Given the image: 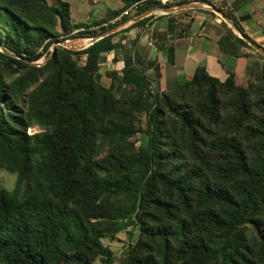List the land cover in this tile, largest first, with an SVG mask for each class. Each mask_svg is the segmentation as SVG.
I'll use <instances>...</instances> for the list:
<instances>
[{"label":"trees","instance_id":"trees-1","mask_svg":"<svg viewBox=\"0 0 264 264\" xmlns=\"http://www.w3.org/2000/svg\"><path fill=\"white\" fill-rule=\"evenodd\" d=\"M120 2L112 19L136 4L138 15L169 8ZM70 20L66 3L0 0V46L10 53L0 52V170L18 177L13 192L0 190V264H114L103 240L127 230L135 240L121 264H264V57L246 86L232 71L220 81L198 67L162 92L147 75L158 78V66L132 52L119 81L113 71L101 84L117 33L29 64L77 29L74 38L87 37ZM219 46L234 57L250 49L230 29ZM116 83L130 94L116 95ZM33 126L40 131L27 134Z\"/></svg>","mask_w":264,"mask_h":264},{"label":"crops","instance_id":"crops-1","mask_svg":"<svg viewBox=\"0 0 264 264\" xmlns=\"http://www.w3.org/2000/svg\"><path fill=\"white\" fill-rule=\"evenodd\" d=\"M97 2L94 1L93 4ZM180 2L181 0H169L164 3L163 0L160 3L169 5V8L153 7L144 13L136 14L138 17L151 12L147 16L151 19L143 27H133L125 32L126 39L121 40V44H125L133 34H137V44L140 45V51L136 53L138 59L146 68L149 62H154L159 68L158 78L153 68L147 69V75L154 81L157 91L173 89L189 81L198 67H204L211 77L220 81H225L228 71H232L236 84L246 86L249 80L254 79V68L257 69L260 66L257 63L262 62L259 58L262 55L250 47V49L239 50L246 56H229L221 50L219 40L225 37L226 30L230 29L240 39L242 32L247 39L264 50V0H227L229 9L222 11L221 14L227 17L238 31L241 30L239 33L235 32L219 13L203 10L190 2L179 5ZM189 5L195 8L190 9L187 7ZM160 9L174 11L164 13ZM211 14L215 17L213 18ZM133 15L134 11H130L129 15L125 16L127 21L136 18ZM121 17L112 19L109 23L112 24ZM133 24L127 25L123 30L130 28ZM145 32L147 35L142 34ZM230 43L232 41L228 40L226 45ZM106 56L107 68L119 71L117 75L121 76L122 59L114 63V58L118 57L115 53L104 54L102 57L106 58ZM249 67L251 76L247 73Z\"/></svg>","mask_w":264,"mask_h":264},{"label":"rangeland","instance_id":"rangeland-1","mask_svg":"<svg viewBox=\"0 0 264 264\" xmlns=\"http://www.w3.org/2000/svg\"><path fill=\"white\" fill-rule=\"evenodd\" d=\"M94 1H98V2L93 4ZM47 2L51 6H58L60 2L68 4V8L70 11L71 25H76L77 27L82 28L83 31L82 30L81 31L86 33V36H87L86 38H80V37L74 38L73 36L79 32L77 29L71 34V36L70 35L67 36V39L65 41L74 42V43L78 42L77 43L78 45L75 46V49H76L75 51H79L81 47H88V43H89L88 40L89 38H91V36L88 33L97 32L99 33L98 35H100V34H103L102 32L103 29L112 30L113 28L119 27V25L127 21V17H125L126 19L125 21L117 20V21H114L112 24L109 23L112 19V15H111L112 12L120 11V9L122 8V4L120 0H47ZM133 11H134L133 17H136L137 16L136 14L139 13V7L137 6L133 8ZM211 15L213 18L215 17L213 14ZM98 21L99 22L103 21L104 24L99 26L98 28H95V24ZM57 29H58V33H60V35H63L60 25H58ZM116 29H117L116 31L117 35L115 37V41L121 43V40L126 39V36L124 35L125 32L122 28H116ZM142 34L147 35V32L142 33ZM136 35L137 34H133L132 38L127 40L125 44H120L121 48L116 51L117 56H118L117 60H119L120 58L123 59V54H125L126 52H132L133 54L139 53L140 45L137 44L138 42L136 40V37H137ZM139 35H141V33ZM83 40H87L88 42H86L87 43L86 45L84 44L82 46L81 41ZM63 41L64 40L62 38H59L57 42H63ZM54 44L50 47L46 55V58H43L36 63H32L31 65L45 64V62L47 61V58H49L50 55L53 53ZM0 52H2L1 48H0ZM84 60H85V57L81 56L79 58V63L83 64ZM101 62L102 63L99 68L98 77H99L101 84L108 87L111 84V79L108 77V73L113 72V71L116 72V70L114 69L110 70L109 68H107L105 64L107 62V56L106 58H103ZM257 64H259L260 66L257 69L254 68L255 78L260 76V67L262 66V62L257 63ZM116 73L119 74V71ZM117 74H116V80L119 81L121 76ZM152 88L154 91L157 92L156 86L154 84ZM130 92H131V89L129 87L116 83V87H115L116 95L118 96L128 95L130 94ZM19 102L25 103L24 98L21 97ZM39 131L40 129L38 127L33 126V127L28 128L26 133L33 134ZM133 140L138 141V136L133 138ZM17 186H18V177L16 174L9 173L5 170H0V190L4 189L8 192H13ZM129 231L130 230H127L125 232L118 234L112 240H109V239L103 240V244L107 246L115 254L116 261L114 264H121V260L123 259L124 251L127 248V245L131 244L135 240V239L133 240L129 239L128 237ZM94 264H103V263L101 260H97Z\"/></svg>","mask_w":264,"mask_h":264},{"label":"water","instance_id":"water-1","mask_svg":"<svg viewBox=\"0 0 264 264\" xmlns=\"http://www.w3.org/2000/svg\"><path fill=\"white\" fill-rule=\"evenodd\" d=\"M188 8H190V9H194L195 7L193 6V5H189V6H187ZM187 7H184V8H186L187 9ZM160 11L161 12H164V13H170V12H173L174 10L173 9H169V10H165V9H160ZM216 13H219V15L231 26V28L235 31V32H237V33H239V31H238V29H237V27L227 18V17H225L224 15H222L220 12H216ZM151 14V12H148V13H145L144 15H140V16H138V17H136V18H134V19H130L129 21H127V22H125V23H123V24H121V25H119V27H115V28H113L112 30H108V31H106L105 33H103V34H100V35H97V36H94V37H91V38H89V43H88V47L89 46H91L92 44H94L95 42H97V41H99V40H101V39H103V38H105V37H107V36H109V35H112V34H114V33H116V31H117V29L116 28H122V29H124L127 25H129V24H133V23H135V22H137V21H139L140 19H143V18H145V17H147V16H149ZM241 36V39L243 40V41H245L248 45H249V47H251L253 50H255L258 54H260V55H262L263 57H264V50L263 49H261L259 46H257V45H255L253 42H251L249 39H247L245 36H243V35H240ZM57 47H63V48H65V49H68V50H71V51H75L76 49H75V47H73V46H70V45H68V43H67V41H63V42H56L55 44H54V46H53V53L55 52V49L57 48ZM0 48L2 49V53H5V54H7V55H10V53L9 52H7L2 46H0ZM85 48H87V47H81L80 49H79V51L80 50H83V49H85ZM18 59H20V58H18ZM26 61V60H25ZM27 62V61H26ZM27 63H29V62H27ZM29 64H32V63H29ZM35 65H37V66H41V64H35Z\"/></svg>","mask_w":264,"mask_h":264},{"label":"built area","instance_id":"built-area-1","mask_svg":"<svg viewBox=\"0 0 264 264\" xmlns=\"http://www.w3.org/2000/svg\"><path fill=\"white\" fill-rule=\"evenodd\" d=\"M163 2V0H156ZM169 0H164V3ZM184 1V0H181ZM187 2L197 5L199 8L210 11V12H224L229 9L227 0H185ZM139 4L133 5L127 11H125L122 16H128L130 11H133V8L137 7Z\"/></svg>","mask_w":264,"mask_h":264},{"label":"bare ground","instance_id":"bare-ground-1","mask_svg":"<svg viewBox=\"0 0 264 264\" xmlns=\"http://www.w3.org/2000/svg\"><path fill=\"white\" fill-rule=\"evenodd\" d=\"M88 41H90V40H88ZM87 40H83V41H81V44H82V46L85 44H87L86 42H88ZM68 43V45H70V46H73V47H75V46H77L78 44V42L77 43H74V42H67ZM80 43V42H79Z\"/></svg>","mask_w":264,"mask_h":264}]
</instances>
